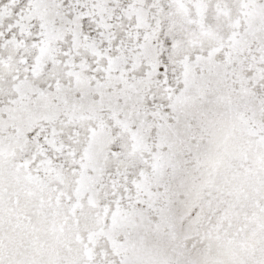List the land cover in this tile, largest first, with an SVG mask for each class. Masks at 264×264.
Returning <instances> with one entry per match:
<instances>
[{
    "label": "snow or ice",
    "instance_id": "obj_1",
    "mask_svg": "<svg viewBox=\"0 0 264 264\" xmlns=\"http://www.w3.org/2000/svg\"><path fill=\"white\" fill-rule=\"evenodd\" d=\"M0 264H264V0H0Z\"/></svg>",
    "mask_w": 264,
    "mask_h": 264
}]
</instances>
